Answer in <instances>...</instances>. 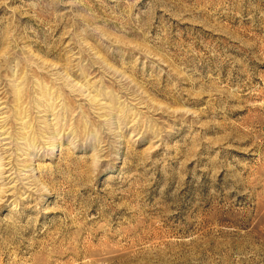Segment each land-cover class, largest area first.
<instances>
[{
  "label": "rangeland",
  "instance_id": "rangeland-1",
  "mask_svg": "<svg viewBox=\"0 0 264 264\" xmlns=\"http://www.w3.org/2000/svg\"><path fill=\"white\" fill-rule=\"evenodd\" d=\"M0 264H264V0H0Z\"/></svg>",
  "mask_w": 264,
  "mask_h": 264
}]
</instances>
